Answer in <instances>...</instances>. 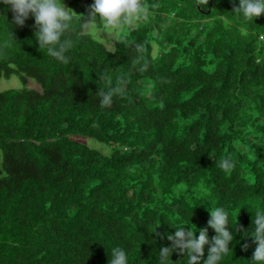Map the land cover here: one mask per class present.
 I'll use <instances>...</instances> for the list:
<instances>
[{"label": "trees", "instance_id": "16d2710c", "mask_svg": "<svg viewBox=\"0 0 264 264\" xmlns=\"http://www.w3.org/2000/svg\"><path fill=\"white\" fill-rule=\"evenodd\" d=\"M144 3L149 16L115 49L88 34L67 64L40 50L34 17L18 25L0 3V44L11 40L0 78L22 84L0 90V264H107L114 246L129 264H158L174 227L206 228L211 242L214 206L237 229L221 264L253 258L243 230L264 206V13L245 22L238 0ZM226 155L230 173L217 166Z\"/></svg>", "mask_w": 264, "mask_h": 264}, {"label": "clouds", "instance_id": "9594fccd", "mask_svg": "<svg viewBox=\"0 0 264 264\" xmlns=\"http://www.w3.org/2000/svg\"><path fill=\"white\" fill-rule=\"evenodd\" d=\"M5 6H10L13 11V21L23 25L25 20L32 16L35 21L34 36L38 41L40 50L46 49L47 55L62 63H69V51L74 47L76 41L82 36L88 35V29L97 24L99 16L103 31L92 33V38L98 43L106 39L101 35L106 32L116 37L119 34H126L135 28L139 21L146 19L150 10L144 0H93L90 5L91 19L82 22L79 15V29L77 28V13L66 7L62 0H0ZM207 3V0H205ZM233 12L241 15L245 22L254 21V18L264 13V0H238ZM11 39L14 40L11 36ZM11 40L0 44V49L10 46ZM124 78H118L116 86H109L106 90L99 91L100 104L110 107L113 97L122 94ZM220 169L230 173L235 167V160L232 156L226 155L218 162ZM203 190V189H202ZM196 205L192 206V209ZM252 213V226L244 229V233L254 237L257 246L253 258L249 264H264V206H257ZM210 219L208 225L213 228L216 235L211 242L207 235V229H199L196 236V228L191 225L185 228L184 223L175 228L174 234H168L167 238L172 241L170 246L159 249L157 257L158 264H171L172 252L180 251L185 253L184 264H221L225 255L230 250V243L234 241L237 229L229 228L231 223L229 211L222 206L209 207ZM232 224V223H231ZM173 227V226H172ZM208 244L207 257H204V246ZM247 247V245H244ZM107 264H129V256L124 248L114 246L108 255Z\"/></svg>", "mask_w": 264, "mask_h": 264}, {"label": "rangeland", "instance_id": "374dc122", "mask_svg": "<svg viewBox=\"0 0 264 264\" xmlns=\"http://www.w3.org/2000/svg\"><path fill=\"white\" fill-rule=\"evenodd\" d=\"M62 3L66 7L71 8L75 13L79 15L84 16L85 22L87 23L91 17H90V5L93 3V0H62ZM145 19L138 22L137 26L142 23ZM97 31H103V27L100 24L99 16H97V24H93L89 29L88 33L92 34ZM102 36H104L106 39L104 40L103 44L110 50L115 49L116 45L119 43V37L121 34H117L116 37L109 35L106 32L101 33ZM22 84L17 76H11L10 78H0V90L11 88V87H21ZM29 87L38 88L39 85L34 82L33 80L29 81L28 84ZM87 144H89L92 147H96L103 152H108L109 148L102 143H99L98 141L92 139V138H86L83 139ZM0 160H1V151H0Z\"/></svg>", "mask_w": 264, "mask_h": 264}, {"label": "water", "instance_id": "95a60500", "mask_svg": "<svg viewBox=\"0 0 264 264\" xmlns=\"http://www.w3.org/2000/svg\"><path fill=\"white\" fill-rule=\"evenodd\" d=\"M210 5H211V0H210ZM210 10V6H209V8H208V10L207 11H209Z\"/></svg>", "mask_w": 264, "mask_h": 264}]
</instances>
